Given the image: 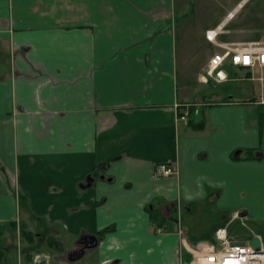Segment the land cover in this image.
<instances>
[{"label":"crops","instance_id":"crops-1","mask_svg":"<svg viewBox=\"0 0 264 264\" xmlns=\"http://www.w3.org/2000/svg\"><path fill=\"white\" fill-rule=\"evenodd\" d=\"M185 14L176 0H0V225L27 245L98 239L66 264H188L179 225L192 246L220 250L225 231L263 247L264 105L180 88ZM254 30L227 43L264 42ZM169 162L179 175L155 180Z\"/></svg>","mask_w":264,"mask_h":264},{"label":"rangeland","instance_id":"rangeland-1","mask_svg":"<svg viewBox=\"0 0 264 264\" xmlns=\"http://www.w3.org/2000/svg\"><path fill=\"white\" fill-rule=\"evenodd\" d=\"M241 1L176 0L178 17H183L182 15L186 13V21L191 22L187 28H183V37L179 38L177 43L180 88H188L184 90H189L191 98L196 100L207 98L214 102H217L221 97L225 100L232 99L234 101H262L260 83L250 80L251 74L239 68L226 66L224 70L229 74L230 78L224 83L217 84L210 79H208L207 85L198 82L200 75H205L210 57L214 53L221 51L214 44L207 42H205L206 44L198 43L197 39L200 38L199 32L201 30L215 29L227 12L231 11ZM235 15V19L224 27L226 33L217 38L219 43L230 42V40L236 37L234 31L240 28L244 30L250 28L252 30L250 32L251 35L257 33L254 29H260L263 32L259 31L258 33L261 34L257 37L260 40H264V24L262 25L264 23V0L245 1ZM240 38L252 39L253 36L245 33ZM192 54H194L193 59ZM262 72L264 73V69ZM259 74L260 71L255 73L254 76L257 77ZM254 109L262 112L264 111V106H255ZM235 229L241 233L248 232V229L241 228L240 226ZM0 232L2 235L0 248L4 264H35L36 258L40 256L46 257L48 263L66 264L69 262V253L76 248V245H65L66 249L60 250L56 245H48V234L46 233H42L43 237L39 240L34 239L33 245H27L25 237L21 240L20 234L16 233L15 229L8 225H0ZM9 243H12V245H8Z\"/></svg>","mask_w":264,"mask_h":264},{"label":"built area","instance_id":"built-area-1","mask_svg":"<svg viewBox=\"0 0 264 264\" xmlns=\"http://www.w3.org/2000/svg\"><path fill=\"white\" fill-rule=\"evenodd\" d=\"M223 33V27L219 26L214 30L207 31L206 39L209 43L220 48L210 59L202 80H213L217 84L228 81L229 74L224 70L226 66L240 68L249 71L250 80L260 83L262 92V101L264 105V42L250 43H219L217 38ZM260 71L259 76H254ZM177 109L180 106H176ZM190 115L189 108L185 109L182 115H178L179 121H188ZM179 175V169L176 163H162L155 167L153 178L162 180L174 178ZM180 215V205L178 206ZM240 213L235 212L233 219H239ZM180 217L178 216V221ZM159 232H163L162 229ZM178 234L181 236L183 248L193 256V260L188 264H264V248L256 250L249 242L245 246H231L224 235L225 231L218 232V238L225 245L220 250H215L206 243H199L192 246L186 237V233L179 225Z\"/></svg>","mask_w":264,"mask_h":264},{"label":"water","instance_id":"water-1","mask_svg":"<svg viewBox=\"0 0 264 264\" xmlns=\"http://www.w3.org/2000/svg\"><path fill=\"white\" fill-rule=\"evenodd\" d=\"M239 154V153H237ZM80 243L84 244V249L82 250V255L84 254V252L88 249H94L97 247L98 245V239L94 236H87L84 237ZM251 246L253 248H255L256 250H260L261 244L259 239H253L250 242ZM246 242H233L231 246H245ZM47 263V258L44 256H40L38 257V259L36 260V264H46Z\"/></svg>","mask_w":264,"mask_h":264},{"label":"trees","instance_id":"trees-1","mask_svg":"<svg viewBox=\"0 0 264 264\" xmlns=\"http://www.w3.org/2000/svg\"><path fill=\"white\" fill-rule=\"evenodd\" d=\"M204 124H205V122L203 123V122H201L200 123V128H203V126H204ZM254 150H252V149H247L246 150V152H247V154H248V159H253L254 158V156H253V152ZM175 207H177L176 205H174V206H170L169 208H168V210L170 211V210H172L173 208H175ZM149 210L150 211H152L153 209H151V207H149ZM111 229H105L102 233L103 234H105V233H107V232H109ZM25 236V235H24ZM58 246V248L60 249V250H62L63 249V247H62V245H57ZM2 256V255H1ZM1 256H0V258H1Z\"/></svg>","mask_w":264,"mask_h":264},{"label":"flooded vegetation","instance_id":"flooded-vegetation-1","mask_svg":"<svg viewBox=\"0 0 264 264\" xmlns=\"http://www.w3.org/2000/svg\"><path fill=\"white\" fill-rule=\"evenodd\" d=\"M83 249H84V244L81 243V245H78V248L75 251H73L72 253H70L68 257L70 259H78L79 257H81V255H82L81 253H82Z\"/></svg>","mask_w":264,"mask_h":264},{"label":"bare ground","instance_id":"bare-ground-1","mask_svg":"<svg viewBox=\"0 0 264 264\" xmlns=\"http://www.w3.org/2000/svg\"><path fill=\"white\" fill-rule=\"evenodd\" d=\"M231 16V15H230Z\"/></svg>","mask_w":264,"mask_h":264}]
</instances>
